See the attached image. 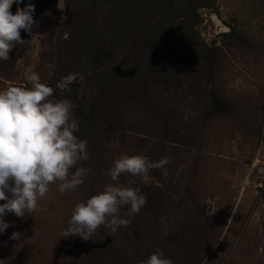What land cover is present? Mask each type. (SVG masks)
Returning a JSON list of instances; mask_svg holds the SVG:
<instances>
[{
    "label": "rangeland",
    "instance_id": "obj_1",
    "mask_svg": "<svg viewBox=\"0 0 264 264\" xmlns=\"http://www.w3.org/2000/svg\"><path fill=\"white\" fill-rule=\"evenodd\" d=\"M28 3L39 25L0 60V90L31 87V69L49 99L70 100L88 141L77 167L91 171L75 191L50 185L39 212L4 216L0 264H139L157 250L174 264H264V0H23L10 11ZM125 154L168 159L119 178L147 204L115 233L62 237Z\"/></svg>",
    "mask_w": 264,
    "mask_h": 264
},
{
    "label": "clouds",
    "instance_id": "obj_2",
    "mask_svg": "<svg viewBox=\"0 0 264 264\" xmlns=\"http://www.w3.org/2000/svg\"><path fill=\"white\" fill-rule=\"evenodd\" d=\"M23 0H0V60H8L13 49L24 44L21 30L32 35L35 5L10 9ZM24 79L31 87L11 86L0 90V233L10 225L4 220L7 213L24 218L26 213L40 211L39 201L45 198L50 185L58 183L64 194L83 185L91 171L77 167L88 160V141L80 139L79 122L73 114L74 105L68 99L53 101V88L43 84L38 73L26 71ZM167 157L151 161L141 155H121L109 169L111 181L104 190L77 203L62 237L90 240L97 229L107 227L115 233L127 227L131 217L147 204L139 188L119 184L121 175L145 176L151 169L164 167ZM76 168L75 172L71 169ZM127 211L121 215V210ZM127 217V218H125ZM13 232L10 239L20 240ZM139 264H174L162 250H157Z\"/></svg>",
    "mask_w": 264,
    "mask_h": 264
}]
</instances>
